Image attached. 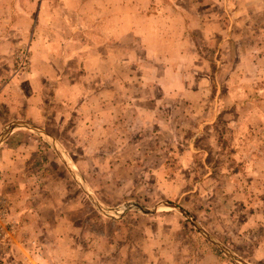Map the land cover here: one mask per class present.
<instances>
[{"label":"rangeland","instance_id":"374dc122","mask_svg":"<svg viewBox=\"0 0 264 264\" xmlns=\"http://www.w3.org/2000/svg\"><path fill=\"white\" fill-rule=\"evenodd\" d=\"M230 8L246 16L245 8ZM214 10L229 15L224 9L209 13ZM248 13L264 17L263 11ZM263 26L248 28L255 34ZM172 32L181 33L179 25ZM193 36L191 66L206 62L209 68H190V102L178 103L179 91L169 94V104L151 113L154 121L127 123L125 140L113 129V138L104 143L92 138L84 151L81 140L75 149L74 137H61L65 152L60 157L50 140L37 145L30 135L0 136V142L5 139L1 147L19 145L24 158L35 159L27 170L32 178L22 184L31 194L29 207L28 202L12 205L19 179H5L0 165V207L6 213L0 222V264H118L124 258L126 264H138L152 259L139 251L153 244L148 239L154 234L171 237L166 246L179 264H240L234 257L264 264L254 255L264 233V68H241L234 75L233 68H213L214 43L204 45L199 30ZM31 41L20 40L0 67V92L8 88L13 99L29 91L22 78L31 68ZM204 46L206 53L211 49L207 54L201 52ZM162 75L161 82L177 84ZM47 96L51 110L46 112L52 115V88ZM61 106L55 110L61 112ZM24 112L20 103L0 105L1 117ZM62 112L71 113L69 107ZM61 125L63 133L71 130ZM169 177L174 180L165 181ZM136 203L156 212H143Z\"/></svg>","mask_w":264,"mask_h":264},{"label":"crops","instance_id":"0c3cea01","mask_svg":"<svg viewBox=\"0 0 264 264\" xmlns=\"http://www.w3.org/2000/svg\"><path fill=\"white\" fill-rule=\"evenodd\" d=\"M211 3L207 0H0V67L10 61L20 40L32 38L31 68L22 78L29 91L14 99L7 94L8 88L0 92V105L13 107L20 103L25 112L11 113L8 117L0 115L3 122L0 136L30 135L37 145L41 141L46 145L50 140L60 157L65 152L60 145L61 137H74L75 149L81 140L84 151L92 138L99 143H104L107 137L113 138V129L125 140L127 123L154 121L151 113L156 114L159 105L169 104L170 98L166 99L169 94L179 91L182 95L177 102H190V68H209L204 65L206 62L191 66L193 34L198 30L204 45L209 47L214 43L213 68H233V75L241 68H264V26L255 34L248 28L264 24V17L248 13V10L264 12V0H212ZM238 5L246 9V16L228 11L233 7L230 9L237 12ZM211 8L224 9L229 15L225 18L215 10L209 13ZM174 25H179L181 33L172 32ZM205 48L201 49L202 53ZM226 57L228 61L224 60ZM201 58L204 59L202 55ZM165 73L177 84L161 82ZM51 88L55 96L50 107L54 110L52 115L46 112L50 106L47 90ZM167 89H170L168 93ZM55 106L63 107L59 109L61 112ZM67 107L71 112L68 115L62 112ZM68 117L70 121L76 117L77 124L73 121L68 127L65 124ZM61 123L71 130L63 133ZM3 139L0 165L5 170L4 178L19 179L16 184L21 187L12 193L10 201L12 205L28 202L29 207L31 194L22 184L28 177L32 178L27 170L33 167L35 159H25L19 145L1 147ZM18 168L26 170L25 173L17 172ZM18 173L22 175L19 178ZM173 180L169 177L165 181ZM20 195H23L21 199ZM254 215L251 213L249 218H255ZM143 225L153 230V224L143 222ZM168 238L171 240L169 235ZM148 240H153V244L146 242L148 246L144 244L139 251L141 257L152 254L150 261H144L146 264H179L175 252L166 246L169 240L165 234H154ZM261 240L254 251L256 259H264V233ZM126 263L124 258L118 264Z\"/></svg>","mask_w":264,"mask_h":264},{"label":"water","instance_id":"95a60500","mask_svg":"<svg viewBox=\"0 0 264 264\" xmlns=\"http://www.w3.org/2000/svg\"><path fill=\"white\" fill-rule=\"evenodd\" d=\"M7 130H8V129H7ZM4 134H6V132H5ZM3 136H4V135H3ZM3 136H1V137H3ZM1 137H0V138H1ZM62 157H63V156H62ZM163 205L168 206V204H166V203L163 204ZM134 207L139 208V209H141L143 212H146V213H154V212H156V210H153V211H151V210H147V209L143 208V206L140 205V204H138V203H136V204L134 205ZM171 207H174V206H171ZM200 230H201V232H202L204 235L207 236V238H209V239L212 240V238L209 237L208 234H207L204 230H202L201 228H200ZM213 242L216 243L214 240H213ZM216 244L219 245V243H216ZM219 246H220V245H219ZM223 249L225 250V252H226L227 255L230 254L229 251H228L226 248H223ZM231 258H233V257H231ZM233 260L238 261L240 264H247V263L244 262L242 259H238V258H235V257H234Z\"/></svg>","mask_w":264,"mask_h":264},{"label":"built area","instance_id":"2783aa9c","mask_svg":"<svg viewBox=\"0 0 264 264\" xmlns=\"http://www.w3.org/2000/svg\"><path fill=\"white\" fill-rule=\"evenodd\" d=\"M5 216H6L5 211L0 207V222L4 221Z\"/></svg>","mask_w":264,"mask_h":264}]
</instances>
